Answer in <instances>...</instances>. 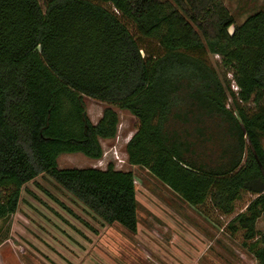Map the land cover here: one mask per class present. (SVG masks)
Instances as JSON below:
<instances>
[{
    "label": "trees",
    "instance_id": "trees-1",
    "mask_svg": "<svg viewBox=\"0 0 264 264\" xmlns=\"http://www.w3.org/2000/svg\"><path fill=\"white\" fill-rule=\"evenodd\" d=\"M84 97L107 104L95 123ZM114 107L137 121L127 162L189 205L230 214L254 196L227 229L264 264V8L236 23L222 0H0V219L44 172L135 233L131 170L57 162L101 159Z\"/></svg>",
    "mask_w": 264,
    "mask_h": 264
},
{
    "label": "rangeland",
    "instance_id": "rangeland-1",
    "mask_svg": "<svg viewBox=\"0 0 264 264\" xmlns=\"http://www.w3.org/2000/svg\"><path fill=\"white\" fill-rule=\"evenodd\" d=\"M222 1L236 23L264 7V0ZM208 59L223 79L219 57L208 55ZM226 78L229 80L231 74ZM231 89L235 90L233 81ZM84 104L93 123L107 106L88 97H84ZM115 110L119 115L118 131L115 138L101 140V159L65 153L57 162L61 168L101 169L112 162L116 169L131 170L136 186L137 231L131 233L117 223H107L52 176L42 172L21 188L15 213L0 219V250L8 254L9 261L14 264H257L243 244L242 234H231L227 229L229 221L243 212L254 196L242 192L230 214L220 213L209 202L199 207L189 205L145 168L127 162L125 145L135 132L137 121L128 111ZM256 227L262 238L264 214Z\"/></svg>",
    "mask_w": 264,
    "mask_h": 264
},
{
    "label": "crops",
    "instance_id": "crops-1",
    "mask_svg": "<svg viewBox=\"0 0 264 264\" xmlns=\"http://www.w3.org/2000/svg\"><path fill=\"white\" fill-rule=\"evenodd\" d=\"M264 8V7H263ZM229 32H232V28L229 29ZM98 121V120H97ZM96 121V122H97ZM136 130V129H135ZM1 246V244H0ZM13 261V260H12ZM0 264H14L13 262L11 263L8 258V254L4 253L2 250H0ZM25 264V263H24Z\"/></svg>",
    "mask_w": 264,
    "mask_h": 264
},
{
    "label": "built area",
    "instance_id": "built-area-1",
    "mask_svg": "<svg viewBox=\"0 0 264 264\" xmlns=\"http://www.w3.org/2000/svg\"><path fill=\"white\" fill-rule=\"evenodd\" d=\"M236 89H237V87L235 86V90H236ZM115 157H116V159H118V156H117V155H116Z\"/></svg>",
    "mask_w": 264,
    "mask_h": 264
}]
</instances>
